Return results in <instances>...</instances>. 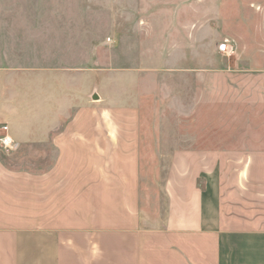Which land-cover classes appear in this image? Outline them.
<instances>
[{
	"label": "rangeland",
	"instance_id": "obj_1",
	"mask_svg": "<svg viewBox=\"0 0 264 264\" xmlns=\"http://www.w3.org/2000/svg\"><path fill=\"white\" fill-rule=\"evenodd\" d=\"M92 96L140 109L148 176L172 146L264 137V0H0V135L27 139L17 153L51 160L48 125Z\"/></svg>",
	"mask_w": 264,
	"mask_h": 264
},
{
	"label": "crops",
	"instance_id": "obj_2",
	"mask_svg": "<svg viewBox=\"0 0 264 264\" xmlns=\"http://www.w3.org/2000/svg\"><path fill=\"white\" fill-rule=\"evenodd\" d=\"M142 128L137 106L99 96L48 125L51 160L17 153L27 139L8 128L0 264H264V137L172 146L148 176Z\"/></svg>",
	"mask_w": 264,
	"mask_h": 264
},
{
	"label": "built area",
	"instance_id": "obj_3",
	"mask_svg": "<svg viewBox=\"0 0 264 264\" xmlns=\"http://www.w3.org/2000/svg\"><path fill=\"white\" fill-rule=\"evenodd\" d=\"M7 126L1 127L0 135V147L6 152H11L17 148L16 144L13 143L12 139L7 134Z\"/></svg>",
	"mask_w": 264,
	"mask_h": 264
}]
</instances>
